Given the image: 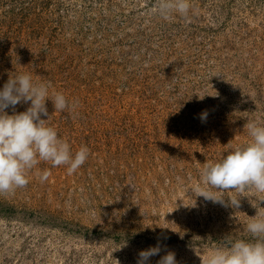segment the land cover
<instances>
[{
	"label": "rangeland",
	"instance_id": "obj_1",
	"mask_svg": "<svg viewBox=\"0 0 264 264\" xmlns=\"http://www.w3.org/2000/svg\"><path fill=\"white\" fill-rule=\"evenodd\" d=\"M190 4L163 18L157 0H0V90L20 73L50 83L78 106L47 100L49 126L90 150L77 172L41 162L0 195V264H136L157 244L151 264L166 251L202 264L249 238L264 194L217 192L220 204L194 189L205 163L250 140L247 122L264 124V0Z\"/></svg>",
	"mask_w": 264,
	"mask_h": 264
},
{
	"label": "clouds",
	"instance_id": "obj_2",
	"mask_svg": "<svg viewBox=\"0 0 264 264\" xmlns=\"http://www.w3.org/2000/svg\"><path fill=\"white\" fill-rule=\"evenodd\" d=\"M190 8V0H157L156 11L163 18L174 12L187 17ZM50 87V83L34 82L29 73H20L9 77L0 90V195L25 188L29 183V172L41 162H48L52 167L66 166L71 175L90 155L86 146L73 154L69 142L61 139L57 130L49 126L47 100L53 102L57 112L74 113L78 106V102L69 101L62 92L50 94ZM29 102L25 111H15L16 105ZM9 108L12 115L5 111ZM244 128L250 140L229 151L219 161L203 165L201 184L195 187V196L225 204V197L217 192H236L240 197L246 191L264 194V124L249 121ZM50 175L51 172L45 169L39 174L40 182H46ZM261 202L264 197L259 195L255 203L251 202L256 214L249 217L245 225L249 238L227 240L201 258L202 264H264V207ZM227 203L239 208L240 198L228 197ZM161 251L160 244L139 251L136 264H151V258L160 255ZM157 264H177L175 253L166 251Z\"/></svg>",
	"mask_w": 264,
	"mask_h": 264
},
{
	"label": "trees",
	"instance_id": "obj_3",
	"mask_svg": "<svg viewBox=\"0 0 264 264\" xmlns=\"http://www.w3.org/2000/svg\"><path fill=\"white\" fill-rule=\"evenodd\" d=\"M28 16V15H27Z\"/></svg>",
	"mask_w": 264,
	"mask_h": 264
}]
</instances>
